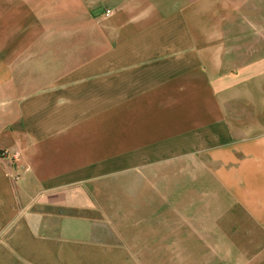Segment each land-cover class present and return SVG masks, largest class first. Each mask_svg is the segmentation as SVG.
I'll return each instance as SVG.
<instances>
[{"label": "crops", "instance_id": "1", "mask_svg": "<svg viewBox=\"0 0 264 264\" xmlns=\"http://www.w3.org/2000/svg\"><path fill=\"white\" fill-rule=\"evenodd\" d=\"M244 1L0 0V264H160L197 237L201 264H264V29L243 63L218 37L223 5ZM143 96L168 106L135 110L147 117L129 131L122 103ZM180 137L183 170H128Z\"/></svg>", "mask_w": 264, "mask_h": 264}, {"label": "rangeland", "instance_id": "2", "mask_svg": "<svg viewBox=\"0 0 264 264\" xmlns=\"http://www.w3.org/2000/svg\"><path fill=\"white\" fill-rule=\"evenodd\" d=\"M2 5H5L4 3ZM31 7V9L33 8V4H29L27 5L24 9H29ZM223 7L229 9V12H232V7H234L233 11L235 12L233 15L228 14L227 12H225L224 10V25L226 26L225 29V33L223 35H219L218 37H222L224 38V42H227V45L229 47H231L232 45H241V52H239L240 55V62L243 63L246 59V48H247V42L248 39L251 37L250 33V29L253 27H256L258 29L263 28L264 29V0H248V1H244V2H240V3H236V4H231L228 3L227 5H223ZM238 8L239 12L237 14L236 9ZM23 11V9L21 10ZM15 13V15H18L19 11H17L16 9H14L13 11ZM237 15H239L237 17ZM228 16V17H226ZM223 18H218V23L222 22ZM10 17L8 15L7 12H0V31L2 30H6L8 28V23H9ZM33 25H38L37 23H35L33 21ZM216 37V36H213ZM1 41V39H0ZM101 52V53H99ZM96 52V58L101 59L103 57L104 54H106V58L108 59H112V60H119V59H114L116 57H120V55H116V56H110L108 54V52L106 51H99ZM82 52H80L79 54H81ZM84 54L86 52H83ZM232 54V53H231ZM87 57V56H86ZM231 60V59H230ZM91 61V60H89ZM94 61V58L92 57V62ZM117 63L119 61H116ZM114 66H106L105 68V72L103 74H108L110 73H114L113 75H117L119 76L120 74V68H111ZM111 68V69H110ZM98 70V69H97ZM109 70H113V71H109ZM101 74V73H97ZM118 79V78H117ZM179 86V84H175V88L177 89ZM169 88H165L163 89L164 91L168 90ZM171 90V89H170ZM159 102L160 106H168L167 105V99H159V98H149L146 96L143 97H139V98H128L126 103H122V106H126L128 107V115L126 116L128 119V128L129 131L130 130H135V126H139L141 124V122L145 119V117H147L146 114H136L135 110H142L143 107L148 106V105H152L153 102ZM119 105V100L118 101H113V106ZM175 105L180 108L182 110V113H178L177 111H179V109H176V114L175 116V120H176V126L177 129L180 127H183V119H184V109L183 106H185L186 104H181V100H179V98H176L175 100ZM131 112V113H130ZM133 112V113H132ZM121 116H118V119ZM124 117V116H123ZM137 123V124H136ZM135 124V125H134ZM157 128L153 129L152 131H156ZM168 148V147H167ZM175 149L173 151H171L172 149H168L170 152L167 153L164 156H160L158 160H156L155 162H151V163H147V164H143V165H132V166H128V170H139V169H147V170H163L165 172L167 171H172V170H183L184 164L183 163V149H182V145H181V137L178 138L177 140H175ZM216 150V149H215ZM213 151L212 153H215L216 151ZM192 155H197L198 154V150H193ZM199 163L196 164L195 168H193V170H199ZM113 175H119L115 172H113ZM119 177H115L114 179H112V183L113 185H115L117 182L121 183V181H126L127 179L124 178H120V179H116ZM180 180H176V182H179ZM128 182H130L129 184H132V186H134L135 180L132 178L128 179ZM175 179L173 177L168 176L167 178H161V187L162 189H166L168 186H170L171 183H174ZM118 184V183H117ZM177 187H179L180 185L177 183L176 184ZM129 189V188H128ZM135 190L130 191L129 190V194L127 195V197L129 198V209H131L135 204H136V195H135ZM113 197H117L118 196H113ZM121 209H123L124 207H126L125 205L123 206V204L121 205ZM125 209V208H124ZM123 209V210H124ZM181 211V210H178ZM130 212V211H128ZM120 215V213H119ZM195 219V218H194ZM183 215L182 212L179 213V216H177L176 222L179 223H183ZM118 221L119 224H123V222H126L123 217L120 215L118 217ZM128 224H133L131 221L127 220ZM194 221V220H192ZM207 223L209 225V221L207 219ZM195 227V223L193 222V230ZM196 229L198 228L195 227ZM199 237H197L195 243H193L192 245V252L188 254V256H184L185 255V251H184V243L183 242H175V255L176 257L174 259H159L160 264H201V262H199V249L201 247H203V242L200 244V242L198 241ZM163 243H161V247H163ZM167 246V245H166ZM102 247L105 248H116L118 250H122L120 249L121 246L119 243L115 242L111 245H103ZM167 250V249H164ZM166 254V253H165ZM97 261H101V263L104 264H155V260H135L132 259L131 257H117L116 255L111 257V258H107V259H101V260H97Z\"/></svg>", "mask_w": 264, "mask_h": 264}, {"label": "built area", "instance_id": "3", "mask_svg": "<svg viewBox=\"0 0 264 264\" xmlns=\"http://www.w3.org/2000/svg\"><path fill=\"white\" fill-rule=\"evenodd\" d=\"M111 10H106V12H105V16L106 17H109L110 15H111ZM18 154H16V156H17Z\"/></svg>", "mask_w": 264, "mask_h": 264}]
</instances>
